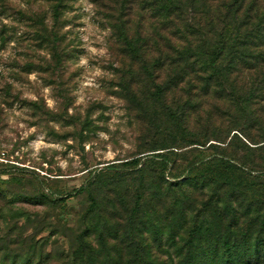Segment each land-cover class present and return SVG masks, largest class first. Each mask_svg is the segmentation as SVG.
<instances>
[{"label": "trees", "instance_id": "1", "mask_svg": "<svg viewBox=\"0 0 264 264\" xmlns=\"http://www.w3.org/2000/svg\"><path fill=\"white\" fill-rule=\"evenodd\" d=\"M106 9L116 55L134 59L133 75L153 85L130 94L142 99V152L154 153L101 168L76 190L88 217L103 205L115 222L86 225L61 262L11 224L0 264H264V0H122ZM14 167L1 165L0 180ZM119 167L137 181L125 214L113 197ZM153 227L161 234L148 238ZM163 234L169 259L153 252Z\"/></svg>", "mask_w": 264, "mask_h": 264}, {"label": "rangeland", "instance_id": "2", "mask_svg": "<svg viewBox=\"0 0 264 264\" xmlns=\"http://www.w3.org/2000/svg\"><path fill=\"white\" fill-rule=\"evenodd\" d=\"M121 1L0 0V149L15 166L0 180V235L11 224L26 227L24 236L44 239L53 261H62L89 223L115 222L103 205L88 217L87 195L76 190L101 168L154 153L142 152L149 139L142 99L130 94L143 96L153 85L146 74L133 75L137 63L112 46L106 6ZM130 173L119 167L114 174L124 179L113 194L118 213L132 205L137 181ZM97 193L103 204L111 196ZM162 237L166 244L153 252L169 259L171 240Z\"/></svg>", "mask_w": 264, "mask_h": 264}, {"label": "built area", "instance_id": "3", "mask_svg": "<svg viewBox=\"0 0 264 264\" xmlns=\"http://www.w3.org/2000/svg\"><path fill=\"white\" fill-rule=\"evenodd\" d=\"M14 163L12 156L8 154L5 149H0V166L1 165H12Z\"/></svg>", "mask_w": 264, "mask_h": 264}]
</instances>
